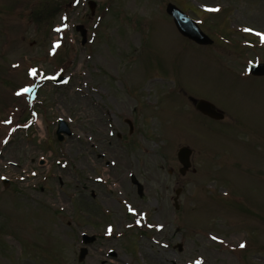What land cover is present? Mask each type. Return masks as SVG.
Segmentation results:
<instances>
[{
	"label": "rangeland",
	"instance_id": "obj_1",
	"mask_svg": "<svg viewBox=\"0 0 264 264\" xmlns=\"http://www.w3.org/2000/svg\"><path fill=\"white\" fill-rule=\"evenodd\" d=\"M167 3L213 45L180 37ZM257 33L264 0H0V264H264Z\"/></svg>",
	"mask_w": 264,
	"mask_h": 264
},
{
	"label": "water",
	"instance_id": "obj_2",
	"mask_svg": "<svg viewBox=\"0 0 264 264\" xmlns=\"http://www.w3.org/2000/svg\"><path fill=\"white\" fill-rule=\"evenodd\" d=\"M166 13L173 18L174 24L178 32L182 36L188 38L189 40H192L193 42L199 45L212 44V41L199 30L198 26H196V24L192 20L186 17L183 13H181L173 5L171 4L167 5ZM249 71L253 76H258V77L264 76V65L263 64L251 65L249 66ZM54 81L60 82L61 79L57 78ZM195 107H196V110H198L203 115L208 116L209 118L213 120L223 119V115L219 113L218 111H216L213 105L207 101L200 100L196 103ZM61 134L70 136V132L63 121H59V125L56 131V135L59 141L62 140ZM190 154H191L190 149L186 147L180 148L178 150L177 160L182 166V168L179 170L180 174H184V172L190 167V162H189ZM178 193H179L178 191L175 192L176 197L178 196ZM174 202L176 203V198L174 199ZM175 207H177V205H175ZM179 249H180V246H179ZM85 255H86V250L81 249L78 261H81Z\"/></svg>",
	"mask_w": 264,
	"mask_h": 264
},
{
	"label": "snow or ice",
	"instance_id": "obj_3",
	"mask_svg": "<svg viewBox=\"0 0 264 264\" xmlns=\"http://www.w3.org/2000/svg\"><path fill=\"white\" fill-rule=\"evenodd\" d=\"M213 10H216V11H218L219 9H213ZM57 31H59V29H57ZM247 31H252V29H247ZM257 35H259L260 37H261V39H262V41H264V33H257ZM31 74L32 75H35L36 74V70L35 69H32L31 70ZM23 91H28V89H24ZM131 210V209H130ZM241 247H244V245L243 244H241ZM195 264H202V260H196L195 261Z\"/></svg>",
	"mask_w": 264,
	"mask_h": 264
},
{
	"label": "trees",
	"instance_id": "obj_4",
	"mask_svg": "<svg viewBox=\"0 0 264 264\" xmlns=\"http://www.w3.org/2000/svg\"><path fill=\"white\" fill-rule=\"evenodd\" d=\"M52 10H49V11H44V12H38L35 16V21L36 22H39L41 21L43 18H47L49 13L51 12Z\"/></svg>",
	"mask_w": 264,
	"mask_h": 264
}]
</instances>
